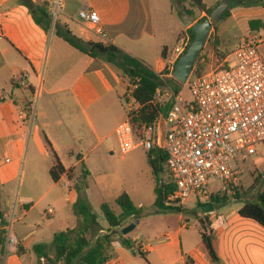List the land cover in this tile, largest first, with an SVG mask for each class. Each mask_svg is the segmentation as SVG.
<instances>
[{"label":"crops","instance_id":"0c3cea01","mask_svg":"<svg viewBox=\"0 0 264 264\" xmlns=\"http://www.w3.org/2000/svg\"><path fill=\"white\" fill-rule=\"evenodd\" d=\"M52 1L47 0L49 4ZM221 1L204 0V3L214 9ZM85 4L99 13L106 36L96 34L78 17V10ZM62 6L55 23L61 30L68 29L85 42L112 43L143 60L157 73L168 66L174 49L167 44L165 33L158 31L152 0H63ZM231 13L229 19L217 26L220 47L229 53L224 59L232 57L245 36H255L260 45L264 44V27L258 28L259 22L255 29L250 27L251 21L264 24L263 5L238 6ZM206 16L205 12H200L198 19ZM51 26H55L53 22ZM188 28L185 25L177 35L175 46L180 34ZM24 74L29 75L25 80ZM42 75L44 91L32 122L22 115V109L32 101ZM129 87V78L112 64L75 49L63 37H51L50 31L46 32L35 22L29 8L20 0H0V192L4 190L0 229L8 230L11 225L18 244L28 250L20 257L17 249H8L5 264H28L27 257L34 261L35 245L52 246L57 233L74 229L81 221L71 223L66 212L67 207L70 209L71 204L76 203L78 194L68 197L58 190H63V180H71L67 172L71 171L74 178L79 164L86 165L100 144L117 137L116 127L127 118L124 96ZM84 146L92 148L84 153ZM107 148L110 153L114 151L111 146ZM55 156L66 170L57 182L50 175ZM149 166L146 171L152 182L149 198H152V188L155 204L156 179L150 163ZM28 172L35 173V177L39 173L43 175V180L36 182V187L45 189L42 196L35 204L25 199L12 203L11 189ZM66 183L69 181L64 183L68 193L78 191L70 183V187H66ZM98 183L105 191H113L114 203L109 201L113 206L116 199L127 192L135 205L141 207L138 201H141L139 195L143 187L133 183L129 188L115 187L113 182L108 184L103 178H98ZM52 193L49 203L57 206L60 216L57 217L51 207L52 214L45 209L44 218H54V221L48 220L35 230L27 220L35 206ZM212 194L217 192L211 190L209 197L192 196L186 207L179 210L177 224L171 223L170 211L156 207L147 217L148 230H138L142 218L127 235L122 233L123 227L113 229L100 225V233L115 234L108 264H214L201 243L204 226L216 236L217 251L224 264H264V227L240 214L242 201L216 208ZM184 211L190 212L192 219L185 218ZM3 220L8 223L4 227ZM136 220L130 219L125 226ZM123 239L130 245H124Z\"/></svg>","mask_w":264,"mask_h":264},{"label":"built area","instance_id":"2783aa9c","mask_svg":"<svg viewBox=\"0 0 264 264\" xmlns=\"http://www.w3.org/2000/svg\"><path fill=\"white\" fill-rule=\"evenodd\" d=\"M47 1V0H43ZM63 0H53L50 13L55 25L63 8ZM85 25L100 36H106L101 17L94 9L83 5L77 12ZM192 43L188 30L180 34L168 66L158 72L162 85L154 103L162 107L158 118L143 126L137 134L132 124L134 113L141 107L133 96L130 84L125 93L127 118L115 130L119 148L124 154L139 147L148 152L161 148L167 153L166 169L169 183L174 186L166 199L168 207L185 208L194 196L209 197L210 181L222 183V190L234 196L241 171L232 163L245 151L258 154L264 145V60L259 53L260 40L244 37L230 59L205 74L191 73L186 85L192 98L184 99L175 86V64ZM29 77L24 74L25 80ZM32 101L22 109V115L35 120L38 101L44 91L43 75L39 76ZM175 79L176 81L170 82ZM70 187L69 183L65 184ZM53 213L52 209L48 210ZM6 236V248L17 249L18 240L11 225ZM108 264V261L105 263Z\"/></svg>","mask_w":264,"mask_h":264},{"label":"trees","instance_id":"16d2710c","mask_svg":"<svg viewBox=\"0 0 264 264\" xmlns=\"http://www.w3.org/2000/svg\"><path fill=\"white\" fill-rule=\"evenodd\" d=\"M229 1L230 7L222 16V21L229 19L232 15V9L238 6H264V0ZM20 2L29 8L35 22L43 30L49 32L52 24L50 4L47 1L35 3L33 0H20ZM189 3L191 7L186 9V12L195 14L192 10L194 8L207 14L206 17L200 19L202 21L206 20L213 10V8H207L204 0H189ZM258 22L260 23L258 28L264 27V24L261 21H251L250 27L255 29V24ZM56 25L55 28L57 35L63 37L64 40L72 47L93 58L112 64L116 69H118V71H120V73L129 78L130 84L134 86L133 96L141 106L134 113L132 120V124L137 134H140L143 126H148L156 121L162 111V107L155 104L154 100L157 90L162 85V80L151 66L112 43L103 44L85 42L73 35L68 29L61 30ZM213 29L215 32L213 35L209 36L208 43L211 41V47L215 54L223 60L229 53L223 51L220 47L221 40L215 23H213ZM188 31L190 32L191 40L193 41L195 38V32L192 27H189ZM203 51L195 64L194 70L196 72L199 70L198 64L201 60ZM198 74H202V72L198 71ZM173 81L176 80H170V82ZM48 144L50 145L49 142ZM148 159L156 179V207H158L160 211H179L180 208L168 207L164 203L167 195L174 190V186L169 183V177L164 176L167 170V153L163 149L157 148L148 152ZM64 174H66V170L60 159L55 156V162L50 170V175L52 179L57 182ZM67 176L70 179H73L71 171L67 172ZM238 188L239 187L237 186L235 194L236 198L239 196ZM226 198V194L223 195L222 199L219 194L215 195L216 202H224ZM115 203L120 207V213L114 209V206L110 202H104L101 204V210L105 214L110 228L113 229L124 227L132 218H140L143 212V208L136 206L127 192H123L116 199ZM75 208L77 214L82 217V224L78 228L67 229L55 235L53 240L55 250L54 256H50L47 248L48 246L46 244L35 245L32 252L40 258L45 257L50 264H105L111 257L110 249L112 247L115 234L113 232H109L99 235L93 242L90 235L94 230L100 227V223L98 221V215L93 212L92 206L85 193H79ZM239 212L243 217L253 219L264 227V190L258 194L257 200L243 202V206ZM7 224L8 223L6 221H2V227ZM100 230L101 228L98 231ZM110 230L111 229H109V231ZM6 236L7 230L5 228H1L0 264H5V257L7 254ZM122 243L127 246L130 245V242L127 239H123ZM201 243L205 247L214 264H224L217 251L216 236L211 230H208L206 226H204L201 231ZM27 252V249H25L21 244H18L17 253L20 257L24 256Z\"/></svg>","mask_w":264,"mask_h":264},{"label":"rangeland","instance_id":"374dc122","mask_svg":"<svg viewBox=\"0 0 264 264\" xmlns=\"http://www.w3.org/2000/svg\"><path fill=\"white\" fill-rule=\"evenodd\" d=\"M152 6L156 14L158 31L165 33L167 44L171 49H174L175 39L177 35L185 28L182 20V14L186 12V9H189L191 7L189 0H152ZM192 10L195 12V15L198 18V16L200 15L199 10L194 8ZM209 17L210 16H208V18ZM214 23L216 26H218L221 25L223 21L220 19L219 21ZM55 29V26H51L49 30L50 36L53 38L57 36V34L55 33ZM213 34L214 29L212 28L210 35ZM211 48V41L210 43L207 42L202 53L201 60L198 64V71L202 72V74H205L214 69L218 65L219 61H221V58H219L213 51H211ZM258 49L260 55L262 56V59L264 60V44L259 45ZM175 87L178 90H182V96L184 99L192 98V94L186 85L179 84ZM107 146H111L114 151L110 153L107 150ZM90 148H92V146H84V153L88 152ZM256 148L259 152L258 154H250L249 152L245 151L244 153L239 154L236 160L232 163V166L234 168H238L241 171L240 182L238 185V198H236L235 195L232 196L226 194L222 190V183L219 180L213 179L210 181V190L217 192L221 199L223 198L224 194H226L227 197L224 202H217L215 204L216 208H219L220 206L228 202L236 203L238 201L245 202L257 200L258 194L264 190V145H259ZM149 167L148 151L144 147H139L130 153L124 154L119 148L117 137H111L105 144H100V146L92 153L90 161H88L86 165L81 163L76 167V173L74 174L73 179H66L62 181L61 186L63 187V190L58 191L61 193L62 191H64L65 193H67L65 195L68 197H73L77 194L79 196L80 192L85 193L88 201L92 206L93 212L98 215V221L100 225L103 228H109L106 216L101 210V204L104 202L114 201L113 191L111 189L105 191V188H103L98 183V178H103L105 181H107L108 184H111L113 182L115 184V187L127 186L129 188L131 187L132 183L134 186H141L143 187L142 193L139 195V199L141 201H138V204L144 209L140 216V218H142V224L139 226L140 228H138V230H148L150 227L147 217L156 209V205L154 204L155 192L152 188V198H149V184L152 183L150 176L146 175V171H149L150 169ZM164 176L167 177V172L164 174ZM33 178H35V181ZM42 180L43 175L41 173L38 174V177H35V173L31 172L23 175L14 185L13 189H11L10 199L12 203H14L18 199H25L29 200L32 204H35L45 190L43 188L36 187V182ZM66 181H69L72 186H76L75 188H77L78 191H73L71 194L68 193L67 189L64 187V183ZM0 195L2 196L0 202L1 204H3V189L1 190ZM51 196H53V193L51 195H48L47 198L36 205L34 210L31 212L29 219L27 220L32 223L35 230H37L39 226L43 225L44 222L48 220L54 221V218H44L45 216L43 215V212L50 207L54 210V214L58 215L57 217L60 216V213L57 212V206H55L54 203H49V199ZM75 204L76 203L71 204L70 209H68L67 207L66 212L67 216L70 217L69 220L71 223L81 220L75 227L78 228L82 224V217L77 214ZM114 209H116L117 211L121 210L117 204H114ZM170 212L172 215L170 219L172 222H170L177 224L179 222L180 212ZM184 216L187 219H192L193 217L188 211H184ZM140 218H138L137 220L140 221ZM56 219L59 220L58 218ZM185 221L186 219H184V222ZM205 223L208 224V220L205 219ZM14 228H16L15 225L13 226V229ZM99 229L100 227L94 230L90 235V238L93 242L95 241L97 235H103L102 233H100V231H98ZM207 229L210 230L209 228ZM47 248L50 256L53 257L55 254L54 245L52 244V246ZM33 255L34 261H31L27 257L28 264H50L45 257L40 258L35 253Z\"/></svg>","mask_w":264,"mask_h":264},{"label":"water","instance_id":"95a60500","mask_svg":"<svg viewBox=\"0 0 264 264\" xmlns=\"http://www.w3.org/2000/svg\"><path fill=\"white\" fill-rule=\"evenodd\" d=\"M230 1L222 0L211 12L210 17L206 20H198L195 14L185 12L182 14L184 25L192 27L195 32V38L189 48L183 53L175 64L174 76L180 84H185L194 70V66L205 48L213 23L219 21L224 13L229 9ZM140 221L131 223L122 229V233L127 235L130 233Z\"/></svg>","mask_w":264,"mask_h":264}]
</instances>
